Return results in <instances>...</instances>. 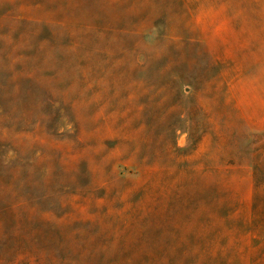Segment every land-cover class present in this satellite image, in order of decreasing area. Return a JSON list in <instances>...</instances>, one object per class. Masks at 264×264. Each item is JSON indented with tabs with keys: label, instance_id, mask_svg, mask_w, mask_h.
<instances>
[{
	"label": "rangeland",
	"instance_id": "1",
	"mask_svg": "<svg viewBox=\"0 0 264 264\" xmlns=\"http://www.w3.org/2000/svg\"><path fill=\"white\" fill-rule=\"evenodd\" d=\"M258 55L264 0H0L1 260L264 264Z\"/></svg>",
	"mask_w": 264,
	"mask_h": 264
},
{
	"label": "trees",
	"instance_id": "2",
	"mask_svg": "<svg viewBox=\"0 0 264 264\" xmlns=\"http://www.w3.org/2000/svg\"><path fill=\"white\" fill-rule=\"evenodd\" d=\"M255 160H254V167H253V178H254V186H255V196L254 201L252 204V209L259 214V222L261 223L260 226H255L252 224L251 231L256 232L260 231L263 233V243H264V144L259 146L255 150ZM3 168V165H0ZM7 212H11V209H5ZM4 235V234H2ZM28 234H23L19 238L21 240H25ZM6 246V248L10 249L6 242L0 243V255L2 254V245ZM21 251L24 255L27 253H31L30 250L26 251V249L21 246V244L16 245L14 252ZM13 252V253H14ZM264 261V257L262 258ZM40 259H36L33 264H39ZM0 264H11L8 260L2 261L0 258ZM23 264H31L29 261L24 262Z\"/></svg>",
	"mask_w": 264,
	"mask_h": 264
},
{
	"label": "crops",
	"instance_id": "3",
	"mask_svg": "<svg viewBox=\"0 0 264 264\" xmlns=\"http://www.w3.org/2000/svg\"><path fill=\"white\" fill-rule=\"evenodd\" d=\"M258 59L259 61H263L264 60V56L258 55ZM262 79L264 81V71H262ZM256 105V107L259 108H264V86L263 88H257L256 90V96H254V98L252 99Z\"/></svg>",
	"mask_w": 264,
	"mask_h": 264
}]
</instances>
